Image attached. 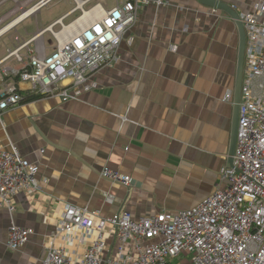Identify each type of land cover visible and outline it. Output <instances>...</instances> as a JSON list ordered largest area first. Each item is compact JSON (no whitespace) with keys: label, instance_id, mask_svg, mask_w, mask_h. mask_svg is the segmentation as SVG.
Wrapping results in <instances>:
<instances>
[{"label":"crops","instance_id":"0c3cea01","mask_svg":"<svg viewBox=\"0 0 264 264\" xmlns=\"http://www.w3.org/2000/svg\"><path fill=\"white\" fill-rule=\"evenodd\" d=\"M161 1L141 9L120 44V60L93 75L95 89L66 102L24 101L1 116L0 144L15 145L39 166L41 190L34 200L18 195L15 212L0 204V264H42L64 203L103 216L127 210L138 218L191 207L223 184L233 130L238 27L228 13L198 0ZM222 1L240 15L257 2ZM31 17L5 35L0 61L15 36L28 39L60 18L46 26L38 18L34 30L19 32ZM42 41L48 52L55 47ZM5 64L17 65L14 59ZM5 85L0 82V90ZM29 88L20 84L26 98L32 96ZM105 167L131 176L133 184L103 177ZM12 220L34 230L19 250L6 245Z\"/></svg>","mask_w":264,"mask_h":264},{"label":"built area","instance_id":"2783aa9c","mask_svg":"<svg viewBox=\"0 0 264 264\" xmlns=\"http://www.w3.org/2000/svg\"><path fill=\"white\" fill-rule=\"evenodd\" d=\"M52 1L0 0V9L6 8L0 14V38ZM91 1L73 0L69 12L33 37L15 36L0 61V82L7 83L0 90V118L22 103V82L39 98L63 102L95 89L93 75L120 60V44L141 9L163 4L116 0L110 9L102 2L86 8ZM240 16L246 32L244 75L233 166L223 170V184L191 207L138 218L127 210L103 216L64 203L42 264H264V0ZM47 32L55 42L51 52L40 39ZM9 59L17 65L5 64ZM38 171L15 145L0 144V204L15 212L18 195L34 200L41 190ZM101 175L125 186L134 182L109 167ZM33 233L12 220L6 245L19 250Z\"/></svg>","mask_w":264,"mask_h":264},{"label":"water","instance_id":"95a60500","mask_svg":"<svg viewBox=\"0 0 264 264\" xmlns=\"http://www.w3.org/2000/svg\"><path fill=\"white\" fill-rule=\"evenodd\" d=\"M202 4L217 8L228 13L231 18L235 21L240 35V44H239V54H238V70H237V80H236V88L234 93V117H233V130L232 137L230 142L229 154H228V162L227 166H233V156L235 152L236 145V136L238 129V120H239V104L241 101V88L243 83V75H244V61H245V47H246V32L244 28V24L241 20L240 14L232 7V5L222 1V0H198Z\"/></svg>","mask_w":264,"mask_h":264},{"label":"rangeland","instance_id":"374dc122","mask_svg":"<svg viewBox=\"0 0 264 264\" xmlns=\"http://www.w3.org/2000/svg\"><path fill=\"white\" fill-rule=\"evenodd\" d=\"M95 1L97 0H94L93 2H91L86 8H89V6L93 5ZM104 3H105L104 6L109 7V6L116 4V0H104ZM11 5L12 3L9 2L6 4L5 7H9ZM73 7H74V3L71 0H53L52 2H50L48 5H46L40 10L39 15L37 17L34 16V17L27 19L23 24H21L17 28V30L19 32H23V30L26 27L29 28L30 30H34L36 28V25H37L36 21L38 20V18H39V25L46 26L49 23H51L53 20H55L56 18L60 17L63 13L71 10ZM5 9L6 8L0 9V14L3 13ZM75 16L76 15H73L71 18H68L66 22L71 21ZM7 37L6 36L4 38L1 37L2 39L0 40V43L2 41H5ZM40 39L41 40L44 39L45 42L46 41L49 42L51 40L53 41L51 45H54V40L50 32L43 35V37H41ZM47 46H48V43H47ZM186 258H189L190 260V255L187 256Z\"/></svg>","mask_w":264,"mask_h":264},{"label":"trees","instance_id":"16d2710c","mask_svg":"<svg viewBox=\"0 0 264 264\" xmlns=\"http://www.w3.org/2000/svg\"><path fill=\"white\" fill-rule=\"evenodd\" d=\"M21 94H22V91H21ZM23 95V94H22ZM36 98H39V96H37V95H34V94H32V96H30V97H28V98H26V97H24L23 96V100H22V102H24V101H30L31 99H36Z\"/></svg>","mask_w":264,"mask_h":264},{"label":"bare ground","instance_id":"6f19581e","mask_svg":"<svg viewBox=\"0 0 264 264\" xmlns=\"http://www.w3.org/2000/svg\"><path fill=\"white\" fill-rule=\"evenodd\" d=\"M137 20H138V19H137ZM136 22H137V21H136ZM136 22H135V23H136ZM33 234H34V233H33Z\"/></svg>","mask_w":264,"mask_h":264}]
</instances>
